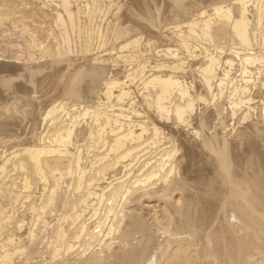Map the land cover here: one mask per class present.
Listing matches in <instances>:
<instances>
[{
    "label": "bare ground",
    "instance_id": "obj_1",
    "mask_svg": "<svg viewBox=\"0 0 264 264\" xmlns=\"http://www.w3.org/2000/svg\"><path fill=\"white\" fill-rule=\"evenodd\" d=\"M0 264H264V0H0Z\"/></svg>",
    "mask_w": 264,
    "mask_h": 264
}]
</instances>
